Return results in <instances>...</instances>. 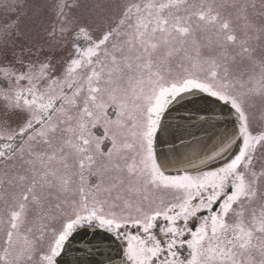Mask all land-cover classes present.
<instances>
[{
    "label": "snow or ice",
    "instance_id": "6c2138e0",
    "mask_svg": "<svg viewBox=\"0 0 264 264\" xmlns=\"http://www.w3.org/2000/svg\"><path fill=\"white\" fill-rule=\"evenodd\" d=\"M0 16V264H264V0Z\"/></svg>",
    "mask_w": 264,
    "mask_h": 264
},
{
    "label": "rangeland",
    "instance_id": "374dc122",
    "mask_svg": "<svg viewBox=\"0 0 264 264\" xmlns=\"http://www.w3.org/2000/svg\"><path fill=\"white\" fill-rule=\"evenodd\" d=\"M4 23V19L2 16H0V24Z\"/></svg>",
    "mask_w": 264,
    "mask_h": 264
}]
</instances>
